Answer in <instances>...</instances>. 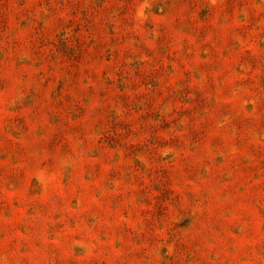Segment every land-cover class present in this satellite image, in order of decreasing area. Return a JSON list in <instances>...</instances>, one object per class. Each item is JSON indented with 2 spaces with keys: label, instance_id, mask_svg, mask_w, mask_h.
Here are the masks:
<instances>
[{
  "label": "rangeland",
  "instance_id": "rangeland-1",
  "mask_svg": "<svg viewBox=\"0 0 264 264\" xmlns=\"http://www.w3.org/2000/svg\"><path fill=\"white\" fill-rule=\"evenodd\" d=\"M0 264H264V0H0Z\"/></svg>",
  "mask_w": 264,
  "mask_h": 264
}]
</instances>
